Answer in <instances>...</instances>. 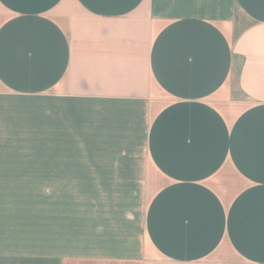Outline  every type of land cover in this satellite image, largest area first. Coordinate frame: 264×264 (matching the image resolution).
<instances>
[{
  "label": "crops",
  "instance_id": "0c3cea01",
  "mask_svg": "<svg viewBox=\"0 0 264 264\" xmlns=\"http://www.w3.org/2000/svg\"><path fill=\"white\" fill-rule=\"evenodd\" d=\"M0 264H264V0H0Z\"/></svg>",
  "mask_w": 264,
  "mask_h": 264
},
{
  "label": "rangeland",
  "instance_id": "374dc122",
  "mask_svg": "<svg viewBox=\"0 0 264 264\" xmlns=\"http://www.w3.org/2000/svg\"><path fill=\"white\" fill-rule=\"evenodd\" d=\"M231 87H232L234 90L236 89V82H235L234 79L231 81Z\"/></svg>",
  "mask_w": 264,
  "mask_h": 264
}]
</instances>
